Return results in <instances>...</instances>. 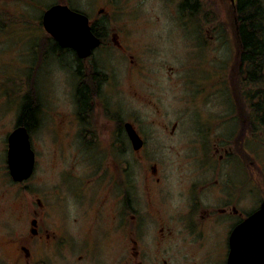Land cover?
Masks as SVG:
<instances>
[{
  "label": "flooded vegetation",
  "instance_id": "1",
  "mask_svg": "<svg viewBox=\"0 0 264 264\" xmlns=\"http://www.w3.org/2000/svg\"><path fill=\"white\" fill-rule=\"evenodd\" d=\"M257 1L254 11L252 0H179L185 33L194 37L189 48L198 53L196 86L187 85L185 91L193 89L192 97L181 99L196 104L197 110L191 126L178 130L181 114H187L179 113L181 117L166 128L172 143L165 145L149 144L150 134L157 133L146 125L155 124L157 113L147 115L146 122L125 119L118 100L116 113L110 116L103 105L102 83L119 81H110L112 75L93 63L85 71L80 69L81 60L90 59L96 47L109 42V33H94L100 42L82 58L48 34L54 51L72 50L73 71L83 78L73 87L79 150L101 153L79 176L70 177L67 169L69 181L60 176L51 189L43 188L35 207L24 204L23 229L16 230V222L0 218V238L4 237L0 242L10 247L11 254L0 256V264H226L232 229L264 200V5ZM194 9L195 33L190 32ZM41 18L42 14V24ZM88 19L90 25L94 23ZM253 34L255 41L250 38ZM116 36L112 33L110 39L122 46ZM135 64L136 71L145 74L143 64ZM168 69L174 72L171 66ZM132 94L139 96L136 91ZM28 95L26 91L22 97L20 112L29 103ZM106 116L112 122L108 146L96 142L99 135L91 127ZM126 122L142 139L137 149ZM160 146L187 155L181 153L177 168L169 172L155 160L124 159L126 147L140 153L161 150ZM35 160L34 152V164ZM7 173L10 177L8 167ZM27 179L11 178L16 185Z\"/></svg>",
  "mask_w": 264,
  "mask_h": 264
},
{
  "label": "rangeland",
  "instance_id": "2",
  "mask_svg": "<svg viewBox=\"0 0 264 264\" xmlns=\"http://www.w3.org/2000/svg\"><path fill=\"white\" fill-rule=\"evenodd\" d=\"M59 1L84 12L98 23L99 30L110 35L109 42L96 47L90 59L79 62L82 71L93 63L112 75L110 81H119L102 83L103 105L110 116L116 113L118 100L125 119L146 122L147 115L157 113L155 124L146 125L157 133L150 134L148 140L149 144L163 145L172 143L166 128L177 116L182 115L178 130L190 127L196 117V104L189 105L181 99L192 97L193 89L188 88V94L185 91L187 85L196 86L198 53L189 48L194 37L185 33L186 17L179 0H0V218L16 222V230L26 225L22 218L24 204L35 207L43 188L51 189L60 176L69 181L67 169L70 177L79 176L86 171L88 161L101 153L79 150L80 141L74 136L73 87L76 80L83 78L73 71L76 62L72 50L54 51L40 22L44 9ZM196 19L194 9L190 32L196 31ZM112 33L117 34L122 46L114 45ZM135 62L143 64L145 74L136 71ZM169 66L174 70L172 74ZM35 89L40 109L32 120L30 143L36 160L31 176L24 184L16 185L7 173L6 135L17 120L23 95L26 91L34 95ZM134 91L141 97L134 96ZM181 112H186V116ZM91 127L99 135L96 142L108 146L112 140L111 119L97 118ZM94 142L91 136L90 144ZM160 149L137 153L126 147L123 155L126 160H155L161 170L167 171L177 168L181 153L187 155L163 146ZM112 158H116L114 151ZM7 248L0 242L1 257H11Z\"/></svg>",
  "mask_w": 264,
  "mask_h": 264
},
{
  "label": "water",
  "instance_id": "3",
  "mask_svg": "<svg viewBox=\"0 0 264 264\" xmlns=\"http://www.w3.org/2000/svg\"><path fill=\"white\" fill-rule=\"evenodd\" d=\"M42 26L61 47L73 48L78 57H86L100 39L91 29L88 16L66 3H53L42 13ZM126 132L134 149L142 139L129 122ZM6 162L15 181L28 178L34 166V151L29 132L23 124L15 125L7 135ZM226 264H264V200L258 209L239 222L229 236Z\"/></svg>",
  "mask_w": 264,
  "mask_h": 264
},
{
  "label": "trees",
  "instance_id": "4",
  "mask_svg": "<svg viewBox=\"0 0 264 264\" xmlns=\"http://www.w3.org/2000/svg\"><path fill=\"white\" fill-rule=\"evenodd\" d=\"M245 1V0H243ZM258 1L257 0H252V8L253 10L255 11L257 9V3ZM253 20V31H255V29L257 28V22L255 20V18L252 19ZM91 29L92 31L95 33V34H99L101 32H99L101 29V27L97 24V22L94 21V23L91 24ZM250 38L255 41V35L253 34V36L251 35ZM35 92V91H34ZM29 93V92H28ZM33 94V93H31ZM29 93L28 95V98H29V103H27V106H23V109L22 111L20 112V114L18 115L17 117V120H16V124L18 123H22L24 124L25 126H27L28 130L30 131L32 129V120L35 121V119L37 118L36 117V109H37V105H36V101L33 99V97L36 96V92L34 93V95H31Z\"/></svg>",
  "mask_w": 264,
  "mask_h": 264
}]
</instances>
